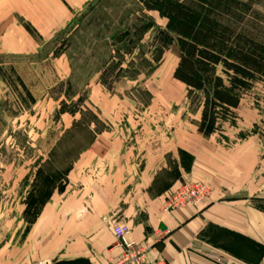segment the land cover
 I'll use <instances>...</instances> for the list:
<instances>
[{"label":"rangeland","instance_id":"rangeland-1","mask_svg":"<svg viewBox=\"0 0 264 264\" xmlns=\"http://www.w3.org/2000/svg\"><path fill=\"white\" fill-rule=\"evenodd\" d=\"M42 1L0 0V67L34 98L26 105L10 81L0 80V249L25 240L37 212L27 205L45 174L70 164L75 169L86 151L88 186L89 178L111 182L109 174L126 165L132 184L142 169L157 171L158 192L177 178L180 161L187 163L175 148L192 135L264 142V84L242 96L234 124L220 121L200 93L173 79L176 46L158 42L166 20L137 0H58L66 14L51 22L40 10L53 7ZM240 1L249 11L235 27L264 44V0ZM70 171L51 196L74 190ZM191 182L182 179L170 191ZM256 204L264 209V201Z\"/></svg>","mask_w":264,"mask_h":264},{"label":"crops","instance_id":"crops-1","mask_svg":"<svg viewBox=\"0 0 264 264\" xmlns=\"http://www.w3.org/2000/svg\"><path fill=\"white\" fill-rule=\"evenodd\" d=\"M48 3L53 10L40 11L49 22L65 17L58 0L39 5ZM182 144L175 150L192 156L190 170L178 164L177 178L158 192L157 171L142 169L132 184L126 165L109 174L111 182L96 185L89 178L90 190L83 181L86 151L69 173L75 180L68 176L74 190L52 195L25 240L0 249V264H113L123 252L112 233L119 224L129 227L132 241L149 247V264H264V209L256 204L264 201V142L258 136L220 142L196 134ZM182 179L208 184L209 198L164 211L170 189Z\"/></svg>","mask_w":264,"mask_h":264},{"label":"trees","instance_id":"trees-1","mask_svg":"<svg viewBox=\"0 0 264 264\" xmlns=\"http://www.w3.org/2000/svg\"><path fill=\"white\" fill-rule=\"evenodd\" d=\"M137 1L144 11L166 20L165 29L158 32V42L163 47L176 46L178 62L173 79L200 93L214 117L234 124L242 96L250 93L256 83L264 84V44L235 27L236 19L243 11H249V6L240 0ZM9 70L15 73L12 68ZM6 76L0 67V80L10 81L23 95L25 104H33L34 98L22 80L17 75L13 81ZM179 154L187 157V163L180 161V166L189 172L192 156L183 150ZM71 165L48 172L45 177L37 169L36 175L43 177V185L27 205L37 207L32 224L48 202L55 184L64 182ZM27 211L28 208L24 213Z\"/></svg>","mask_w":264,"mask_h":264},{"label":"built area","instance_id":"built-area-1","mask_svg":"<svg viewBox=\"0 0 264 264\" xmlns=\"http://www.w3.org/2000/svg\"><path fill=\"white\" fill-rule=\"evenodd\" d=\"M210 195L208 186L203 182H191L180 184L175 190L170 191L165 198L163 210L170 212L178 207L188 204H197L207 200ZM113 236L122 248L123 252L113 264H149L146 254L147 245L136 243L129 238L130 229L126 225H115L112 228ZM158 260L153 264H164ZM42 264V263H41ZM44 264V263H43Z\"/></svg>","mask_w":264,"mask_h":264}]
</instances>
